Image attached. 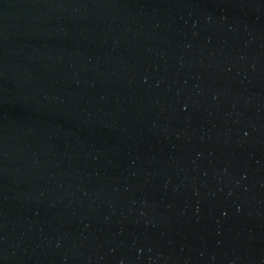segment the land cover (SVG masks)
I'll return each mask as SVG.
<instances>
[{
  "label": "water",
  "instance_id": "1",
  "mask_svg": "<svg viewBox=\"0 0 264 264\" xmlns=\"http://www.w3.org/2000/svg\"><path fill=\"white\" fill-rule=\"evenodd\" d=\"M0 264H264V0H0Z\"/></svg>",
  "mask_w": 264,
  "mask_h": 264
}]
</instances>
